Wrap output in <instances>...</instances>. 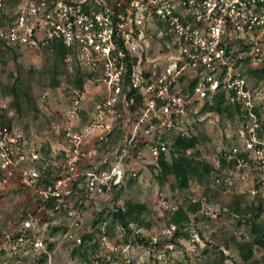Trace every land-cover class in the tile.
<instances>
[{
    "label": "rangeland",
    "instance_id": "1",
    "mask_svg": "<svg viewBox=\"0 0 264 264\" xmlns=\"http://www.w3.org/2000/svg\"><path fill=\"white\" fill-rule=\"evenodd\" d=\"M71 1L75 4L61 0L58 2L79 8L82 14L88 16L89 22L97 15L103 20L102 23H107L102 26L97 23L99 28H95L94 24L89 30L85 29V24L78 28L77 32L81 37L91 34L95 38L101 32H108L114 25L118 26V3L126 4L128 0H91V2L87 0L90 9L88 13L81 7L86 0ZM97 4L105 8L104 12H95ZM143 31L146 41L136 57L142 58L143 62L146 60V67L150 69L152 63L157 64L161 71L167 63L166 60L173 55L169 53L171 51L169 47L173 46L167 38H171L169 28L161 26L153 19L145 22ZM254 42L257 43L250 51L254 58L252 64L241 65L240 74L263 65L264 32L255 35ZM52 44L59 45L57 42ZM85 47L91 54V60L85 56L83 50ZM92 49V46L76 41L69 48L70 61L64 62L65 66L60 65L55 76L49 71L51 59L43 47L17 49V63L20 64L23 72L27 73L25 78L31 85V108L28 113L17 117L9 109L10 99L0 97V120H3L1 121L3 127L8 126L7 121L13 120V124L9 123L10 133H7L5 146L7 151L13 154L15 161H20L21 158L26 160L24 169L25 167L35 170L41 168L47 171L46 174L52 181L65 174L68 160L66 155L69 150L66 135L83 130L92 118L96 105L101 104L110 94L99 70L103 56ZM78 64L83 68L85 81L84 91L78 92L79 96L75 94L73 85L67 81V75L72 74L73 67ZM13 68L12 64L0 62V81L3 82ZM186 76L187 74L183 73L180 77V89L187 85ZM193 78L189 76L187 79L193 80ZM244 82L255 97L254 105L257 106L255 111L263 130L260 136L258 135L260 144L255 146L252 143L253 147L247 149L245 139L238 137V130L243 125L240 115L235 114L234 119H231L225 114L208 112L210 97L204 100L194 95L187 98L188 109L182 114L179 125L171 130L172 134L182 130L203 134L206 137L205 143L196 145L192 152L205 163L215 164L218 153L229 149L246 154L247 159L239 161V165L231 170H223L220 174L212 173L208 179H202V182L191 181L182 190L176 188L172 177L164 178L162 185L157 182L156 176L159 170L150 152L156 126L151 123L145 128L148 121L135 127L131 114H123L116 110L107 116L105 133L88 136L83 141L82 155L77 165L79 176H84V179H81L79 186L76 187L78 191L73 192L74 201L76 202L78 194L82 193L81 188L86 182V173L97 169L107 173L112 166L117 165V170L121 172L116 174V179L119 181L121 175L123 176L120 185H123L124 189L118 204L123 206L129 200L133 204L145 205L146 210L142 216L144 222L149 225L143 226L141 232L151 239L152 244L154 242L159 244L156 249L153 247L142 249L132 243L123 245L124 240L117 229L111 231L105 241L100 237L97 238V245L93 240L89 241L87 244H95L96 247L89 248L86 258L79 255L72 256L71 249L65 244L72 242L70 237H65L67 231L59 230L51 234L52 228L67 225L68 234L72 235L73 240L79 239V236L85 232L89 235V231L84 227L90 224L91 217L107 200L102 194L97 195L93 199V208L85 211L84 217L78 221L79 226H73L72 222L76 216L48 212L45 214L42 209L39 210L36 192L33 189L22 188L16 177L0 182V234L15 226L26 209L30 213L39 214V226L40 223L46 224L42 227L44 229L36 227L38 230L36 233L39 236L48 234L53 241L50 264H96L98 261L95 260L104 258L106 261L108 255L116 257L118 264H128L127 261L129 264L132 262H135L134 264H208L207 262L219 258L218 251L227 258L221 264H239V251L232 239L239 242L249 241V227L238 223V219L224 216L223 208L232 202L233 198H237L242 203V208L250 212L260 198L263 206L261 218L264 220V169L256 153L257 149L264 152V82L255 83L253 78ZM75 101L78 102L77 109L74 107ZM74 109L77 113L72 116L71 112ZM133 138L143 145L138 154L135 156L128 154L123 157L124 159H120L121 156L118 158L117 153ZM33 154H38L37 162L33 160L31 156ZM110 163L114 164L111 166ZM109 165L111 167L108 170ZM217 178L219 182H216ZM194 202L199 204L198 211L189 215L191 222L182 229L181 235L175 236L173 228L168 224L169 210L185 208ZM130 239L133 242V237ZM99 262L104 264L102 261ZM250 264H264V251L255 248Z\"/></svg>",
    "mask_w": 264,
    "mask_h": 264
},
{
    "label": "built area",
    "instance_id": "2",
    "mask_svg": "<svg viewBox=\"0 0 264 264\" xmlns=\"http://www.w3.org/2000/svg\"><path fill=\"white\" fill-rule=\"evenodd\" d=\"M4 15V16H3ZM118 26L111 27L108 32H101L95 36L86 34L83 37L77 32L80 26L85 24V29L89 30L95 24L107 25L102 23V19L95 15L90 20L88 16L81 13L79 8L56 3L51 7L47 6L46 0H18L14 16L7 14L6 10L0 9V41L14 47H46L53 42L59 43L61 47L69 49L76 41L92 46L93 51L100 52L103 60L100 66V74L107 84L110 92L101 104L96 105L92 118L87 126L74 134H67L69 150L67 152V168L65 174L54 180L44 188L36 186L40 177L39 170L24 166V158L15 161L13 154L8 152L5 146L9 127L2 126L0 120V167L6 172L7 177L17 178L22 188L33 189L39 199L48 200L55 198L58 206L66 209L72 206L75 201L72 193V184L79 180L77 162L80 159V147L88 136L102 135L107 130V116L112 114L114 106L118 101V94L121 89V77L125 65L118 62L123 55H128L130 61L138 52L143 49L145 40L144 25L149 20L163 21L168 24L171 34L173 55L166 60L164 67L160 71L159 79L145 81L142 72L146 69L141 66L142 58H138L133 69V85L139 87L144 82L145 86L141 91L146 95L145 108L142 116L135 127L151 122L156 119L161 127L174 128L181 122L173 121L172 115L184 113L186 99L180 95L179 90L171 91L170 84L180 83L183 73H192L199 77V84L195 89L194 96L200 99L206 96V92H215L219 88L233 90L243 105V117L246 124L238 130L240 138L245 139L247 149H251L253 144H260L258 135L263 131L260 127L257 116V106L254 105V94L246 86L244 79L240 78V66L237 61L240 58L253 55L240 52L239 46L235 42H245L254 45L255 35L264 32V0H128L125 3H118ZM88 22V23H86ZM99 23V25L97 24ZM123 44L124 52L118 53V45ZM85 56L91 60L92 57L87 48L84 49ZM254 59V58H253ZM70 61L69 55L64 62ZM94 61H92L93 63ZM94 65V63H93ZM156 65L152 63V69L147 70L151 74L155 73ZM75 94L79 96L76 91ZM165 100L166 104L159 109L156 108V101ZM74 107L78 108L75 101ZM264 108V107H263ZM74 109L71 115H76ZM184 131V130H182ZM188 133V132H187ZM247 136V137H246ZM17 140V136H15ZM19 142V140H18ZM23 151V150H21ZM166 147L152 146L150 148L153 160L157 164L160 152H165ZM256 153L261 167L264 169V152L257 149ZM126 151L123 149L122 155ZM33 160L38 161V154L31 155ZM30 156V157H31ZM23 157V156H21ZM122 156L120 157V159ZM16 169L15 175L13 170ZM117 165L111 167L110 171L101 172L99 175L86 173L84 187V198L78 206L68 215L76 216L72 222L73 226H79L78 221L84 217L86 210L89 209L91 201L103 194L102 187L109 190L110 186L120 184L116 174H120ZM5 182L6 180H2ZM64 196H71L69 204L64 200ZM46 224L40 223L38 218H33L28 214V219L20 220L1 234L0 237V264H36L41 253L47 254L46 264H50L51 252H48V245L52 239L48 234L39 236L37 228H42ZM44 231V230H43ZM104 226L101 227L102 234ZM69 230L65 237H70L75 244H80L81 239H72ZM105 241L107 236L100 235ZM49 239V240H48ZM110 255L101 258L96 264H118L113 261ZM129 264V261H127Z\"/></svg>",
    "mask_w": 264,
    "mask_h": 264
},
{
    "label": "trees",
    "instance_id": "3",
    "mask_svg": "<svg viewBox=\"0 0 264 264\" xmlns=\"http://www.w3.org/2000/svg\"><path fill=\"white\" fill-rule=\"evenodd\" d=\"M60 0H46L47 6L51 7L55 5ZM69 4H75L71 0H61ZM91 2V0H89ZM18 0H0V9H2L3 14L6 10L7 14L14 16L16 12ZM83 11L89 12V2L87 0L85 3L81 4ZM113 8V6H111ZM105 8L102 7L101 4L95 5V12H104ZM4 16V15H3ZM158 23L166 27L168 29V24L163 21H158ZM170 39V37H167ZM121 45H118V53L119 51H125L123 49L122 42ZM236 44L239 46L240 52L249 53L251 51L252 45L247 44L245 42H235L231 43V45ZM175 45L169 47L171 51L169 53H173ZM17 49L18 47H14L12 45H8L4 42L0 41V62L9 63L14 66L13 70H11L5 80L2 82L0 81V97L9 98L10 104L9 109L17 116L21 117L23 114H26L30 110L31 105V98H30V91L31 85L28 80L25 78V72H23L22 67L20 64L17 63ZM45 52L50 55L51 59V68L49 71L55 76L58 68L60 65H64L65 57L70 53V50L64 47H61L57 44H52V46L43 47ZM142 50V49H141ZM139 54V52H138ZM146 55V53H145ZM118 62H123L125 65L124 72L122 73L121 77V89L118 94V101L114 106V111L120 113H128L131 114L135 124L138 123L139 119L142 116L143 110L145 108L144 102L146 95L141 91V87L145 86L144 82L140 83L139 87H134L133 85V69L132 64L137 62L136 55L133 58V62L130 61L128 55H123L122 58L118 56ZM146 59V58H145ZM253 57L248 55L245 58H240L237 61V65H247L252 64L251 61ZM5 61V62H4ZM11 61V63L9 62ZM65 66V65H64ZM142 67L146 69L141 73L142 77L145 81H153L159 79L160 68L159 66L155 67V73L151 74V72H147V70H151L150 68L146 67V60L141 63ZM66 68V67H65ZM73 73L67 75L68 82L73 85L76 92H83L84 91V74L83 68L78 64L73 67ZM186 86L185 88L180 89V83H173L170 84L171 91H175L180 89V95H182L185 99L193 97L195 89L199 84V77L194 76L192 73H186ZM189 76H193V80L187 79ZM240 78L244 79L246 82L253 78L255 83L264 82V59L263 65L260 68L253 69L251 71H245L240 74ZM209 98V105H207V111L212 113H217L219 115L225 114L226 116L231 117L234 119L235 114L240 115V121L243 125L246 124V120L243 117V105L240 99L237 96V93L233 90H225L223 88H219L215 92H206V96L202 98L203 100ZM166 104L165 100L156 101V108L159 109L160 107ZM188 104L184 106V112L188 109ZM238 117V116H237ZM181 118L180 115H172L173 121H178ZM5 120V119H4ZM3 121V120H1ZM11 121H7L6 124L8 125L10 130V123ZM13 124V120L11 122ZM154 124L156 126V131L153 136V141L151 142L152 146L160 147L161 144H164L166 147L165 152H160L157 161L158 167V174L156 176L157 182L159 185L163 184L164 178L172 177L173 182L177 189L182 190L184 189L191 181L198 180L202 182V179H208L210 175L214 172L220 174L223 170H231L239 165V161H245L247 159V155L242 152H237L235 149H229L223 152L218 153L217 160L215 164H208L205 163L203 160L199 158V156L192 152L196 145H202L206 141V137L199 133H187L184 131H177L172 134L174 128H166L161 127L160 122L156 119H152L151 122L145 124L147 128L148 125L150 126ZM5 124V125H6ZM171 133V134H170ZM238 136V134H237ZM239 137V136H238ZM237 138V137H236ZM143 145L133 138L127 146H124L123 149L126 151L125 155H122V150L119 151V156H122L124 159L128 154L135 156L138 154L139 150ZM80 151L82 153V146L80 147ZM124 157V158H123ZM37 162V161H35ZM116 162V160H115ZM106 164V163H105ZM111 164V163H110ZM114 164V163H112ZM111 164V166H112ZM23 165L20 168H23ZM107 165V164H106ZM109 165L108 170L111 167ZM42 170L41 168L39 171ZM16 169L13 170V174L15 175ZM101 169H97L92 171L91 173L99 175L101 173ZM47 171L42 170L40 172V177L37 180L36 186L39 188H44L51 184L53 181L49 178V175L46 174ZM89 173V172H88ZM6 172L1 169L0 167V182L2 180H12L14 177H7L5 176ZM16 177V175H15ZM79 180L72 184V193L78 191L76 187L79 186L81 179H84V176H79ZM216 182H219V179H216ZM84 186L81 188L82 193L78 194V200L72 205L68 206L66 209L59 208L56 209L58 206V200L55 198H50L48 200L39 199L37 198V206L38 209H42V211L47 214L48 213H63L67 214L72 209L81 206L80 201H83L85 190ZM103 196L107 200V202L102 205L101 209L97 211L90 219V224L86 225L84 228L89 231V235L83 233L79 237L81 239L80 244H75L74 242H66L71 249V255H79L82 258H86L88 255L89 248L91 246L94 248L97 245V238L100 235L109 236L110 232L113 230H119L120 234L123 238V245L126 244H136L139 248H154L158 247V243L154 242L151 243V239H148L146 235H144L141 230L143 226H148L144 222L143 212L146 210L145 205L143 204H133L131 201H126L124 205L118 204V199L124 192L123 185H115L110 186L108 190L105 187H102ZM75 197V195L73 196ZM71 196H64V200L67 204L70 201ZM233 201L228 203L223 210L225 211L224 216L229 218L238 219V223L245 224L249 227V241H238L236 239H232V241L236 244L237 249L240 255V262L239 264H250L253 256H254V249L257 248L259 250L264 251V220L261 218L263 215V206L260 198L257 199L256 205L250 210V212H246L245 209L242 208V203L237 199L233 198ZM93 200L91 201V205L89 210L93 208ZM198 203H190L185 208H179L178 210H169L168 215V224L173 228V233L175 236H179L182 234V229L189 224L190 221V214H195L198 211ZM28 214H30L33 218H39V214L37 213H30L26 209L24 214L21 215V219L26 220L28 219ZM104 226L105 231L102 234L101 227ZM66 232L68 231V226L65 225L63 227H53L51 234H54L58 231ZM1 237V234H0ZM133 237V242L130 239ZM96 243L93 245L87 244L89 241ZM131 240V241H129ZM53 241L48 245V252L53 250ZM219 258L212 261L207 262L208 264H221L227 258L223 255L221 251H218ZM117 260V258H113V261ZM118 261V260H117ZM47 262V254L41 253L36 264H46ZM90 263V262H88ZM135 262H132L134 264Z\"/></svg>",
    "mask_w": 264,
    "mask_h": 264
}]
</instances>
